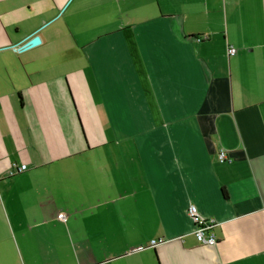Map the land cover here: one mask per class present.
Wrapping results in <instances>:
<instances>
[{
  "label": "crops",
  "instance_id": "0c3cea01",
  "mask_svg": "<svg viewBox=\"0 0 264 264\" xmlns=\"http://www.w3.org/2000/svg\"><path fill=\"white\" fill-rule=\"evenodd\" d=\"M0 264H264V0H0Z\"/></svg>",
  "mask_w": 264,
  "mask_h": 264
},
{
  "label": "built area",
  "instance_id": "2783aa9c",
  "mask_svg": "<svg viewBox=\"0 0 264 264\" xmlns=\"http://www.w3.org/2000/svg\"><path fill=\"white\" fill-rule=\"evenodd\" d=\"M229 55H232L235 53V48L233 47H229L227 50ZM218 160L220 162H225L228 160V156L227 153L225 151L220 150L218 152ZM26 169V165H20V166H16L15 164H13L12 169H10L7 172L8 176H12L18 172H22ZM187 214L190 217L193 225H194V235L196 240L198 241V243H200L201 245L204 246H214L217 242L214 232H213V221L212 220H208V219H204L198 212V209L195 205H189L188 209H187ZM57 217L63 221L66 220V216L65 213L60 212ZM162 241V239H153L151 241V245L155 246L158 243H160Z\"/></svg>",
  "mask_w": 264,
  "mask_h": 264
},
{
  "label": "water",
  "instance_id": "95a60500",
  "mask_svg": "<svg viewBox=\"0 0 264 264\" xmlns=\"http://www.w3.org/2000/svg\"><path fill=\"white\" fill-rule=\"evenodd\" d=\"M37 31H33L32 33L25 36L21 39L18 43L14 45V48L19 51L23 52L29 50L41 43L40 37L36 34Z\"/></svg>",
  "mask_w": 264,
  "mask_h": 264
}]
</instances>
